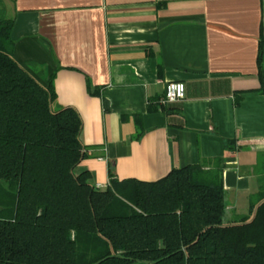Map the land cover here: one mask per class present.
<instances>
[{
	"label": "crops",
	"instance_id": "obj_1",
	"mask_svg": "<svg viewBox=\"0 0 264 264\" xmlns=\"http://www.w3.org/2000/svg\"><path fill=\"white\" fill-rule=\"evenodd\" d=\"M0 18L14 21L16 61L79 112L77 169L95 185L109 168L154 181L219 157L228 209L248 210L264 154V0H0ZM170 81L185 98L160 107Z\"/></svg>",
	"mask_w": 264,
	"mask_h": 264
},
{
	"label": "trees",
	"instance_id": "obj_2",
	"mask_svg": "<svg viewBox=\"0 0 264 264\" xmlns=\"http://www.w3.org/2000/svg\"><path fill=\"white\" fill-rule=\"evenodd\" d=\"M12 20L0 18V264H264V154L245 214L228 209L219 157L154 181L109 168L97 188L77 169L79 112L16 61ZM258 60L264 95L263 36Z\"/></svg>",
	"mask_w": 264,
	"mask_h": 264
},
{
	"label": "built area",
	"instance_id": "obj_3",
	"mask_svg": "<svg viewBox=\"0 0 264 264\" xmlns=\"http://www.w3.org/2000/svg\"><path fill=\"white\" fill-rule=\"evenodd\" d=\"M186 86L182 81H170L165 85L164 94L159 99L158 103L161 106H165L170 103L181 101L185 98ZM97 188H101V185H95Z\"/></svg>",
	"mask_w": 264,
	"mask_h": 264
},
{
	"label": "rangeland",
	"instance_id": "obj_4",
	"mask_svg": "<svg viewBox=\"0 0 264 264\" xmlns=\"http://www.w3.org/2000/svg\"><path fill=\"white\" fill-rule=\"evenodd\" d=\"M247 211H248V210L245 208L244 210H242V211L240 212V214L248 213ZM132 264H141V263H140V262H134V263H132Z\"/></svg>",
	"mask_w": 264,
	"mask_h": 264
}]
</instances>
